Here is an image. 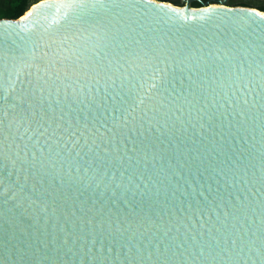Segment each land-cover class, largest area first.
<instances>
[{
    "label": "water",
    "instance_id": "95a60500",
    "mask_svg": "<svg viewBox=\"0 0 264 264\" xmlns=\"http://www.w3.org/2000/svg\"><path fill=\"white\" fill-rule=\"evenodd\" d=\"M194 1L0 17V264H264V12Z\"/></svg>",
    "mask_w": 264,
    "mask_h": 264
},
{
    "label": "trees",
    "instance_id": "16d2710c",
    "mask_svg": "<svg viewBox=\"0 0 264 264\" xmlns=\"http://www.w3.org/2000/svg\"><path fill=\"white\" fill-rule=\"evenodd\" d=\"M168 1L179 4L176 0ZM30 4V0H0V17L18 18L30 8ZM193 6H198V4L194 3ZM260 8L264 10V5Z\"/></svg>",
    "mask_w": 264,
    "mask_h": 264
},
{
    "label": "rangeland",
    "instance_id": "374dc122",
    "mask_svg": "<svg viewBox=\"0 0 264 264\" xmlns=\"http://www.w3.org/2000/svg\"><path fill=\"white\" fill-rule=\"evenodd\" d=\"M39 1L40 0H30V3H31L30 4V8L34 4H36L37 2H39ZM179 4H183V3H179ZM227 4L228 5L249 6V7H252V8H257V9L263 10V9L260 8V6L264 5V0H228L227 1Z\"/></svg>",
    "mask_w": 264,
    "mask_h": 264
},
{
    "label": "flooded vegetation",
    "instance_id": "af4514ba",
    "mask_svg": "<svg viewBox=\"0 0 264 264\" xmlns=\"http://www.w3.org/2000/svg\"><path fill=\"white\" fill-rule=\"evenodd\" d=\"M176 1L179 2V3H183V0H176ZM202 1H208V0H202ZM194 3L198 4V6L201 5V3L199 1H197V0L192 2V4H194Z\"/></svg>",
    "mask_w": 264,
    "mask_h": 264
},
{
    "label": "bare ground",
    "instance_id": "6f19581e",
    "mask_svg": "<svg viewBox=\"0 0 264 264\" xmlns=\"http://www.w3.org/2000/svg\"><path fill=\"white\" fill-rule=\"evenodd\" d=\"M35 6V4L32 6V8ZM264 12V11H263Z\"/></svg>",
    "mask_w": 264,
    "mask_h": 264
}]
</instances>
